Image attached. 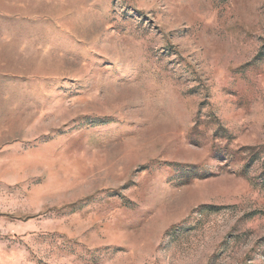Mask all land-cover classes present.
<instances>
[{"label":"rangeland","instance_id":"374dc122","mask_svg":"<svg viewBox=\"0 0 264 264\" xmlns=\"http://www.w3.org/2000/svg\"><path fill=\"white\" fill-rule=\"evenodd\" d=\"M0 264H264V0H0Z\"/></svg>","mask_w":264,"mask_h":264}]
</instances>
